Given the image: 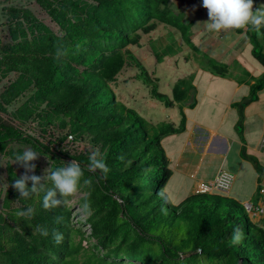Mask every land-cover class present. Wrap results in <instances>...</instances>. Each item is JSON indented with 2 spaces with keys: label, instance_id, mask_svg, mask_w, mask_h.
Listing matches in <instances>:
<instances>
[{
  "label": "trees",
  "instance_id": "obj_1",
  "mask_svg": "<svg viewBox=\"0 0 264 264\" xmlns=\"http://www.w3.org/2000/svg\"><path fill=\"white\" fill-rule=\"evenodd\" d=\"M36 2L58 24L57 31L29 8L9 6L10 37L0 36V154L8 158L7 186L0 191V264H264V228L243 203L216 192L174 202L164 188L171 169L161 140L186 127L183 107L194 73L178 78L172 95L161 92L159 78L129 45H139L162 23L192 46L207 70L228 74L225 63L192 44L191 26L171 0ZM176 50L174 44L160 51L154 47L158 61ZM253 53L264 68L257 42ZM127 67L136 69L133 78L149 87L151 97L167 107L179 105V123L152 122L117 98L115 86ZM263 85L264 71L240 104L256 99ZM29 148L47 158V170L79 163L80 203L87 200L92 210L85 218L88 232L75 225L72 196L45 210L44 191L23 198L12 187L25 174L41 177L45 189L52 187L39 164L23 174L13 163ZM95 149L109 168L106 176L89 171ZM29 207L31 219L16 215ZM37 227L48 235L41 236ZM236 227L244 233L239 245L231 242ZM54 232L63 235L60 244Z\"/></svg>",
  "mask_w": 264,
  "mask_h": 264
},
{
  "label": "crops",
  "instance_id": "obj_2",
  "mask_svg": "<svg viewBox=\"0 0 264 264\" xmlns=\"http://www.w3.org/2000/svg\"><path fill=\"white\" fill-rule=\"evenodd\" d=\"M190 1L200 3L198 12L203 19L197 27L192 10L187 15L181 12L184 21L191 26L192 44L225 63L228 74H213L201 62H195L192 108L200 116H187L184 130L162 138L171 169L164 188L178 202L193 193L212 190L243 204H256L260 198V181L264 180V150L260 147L264 129V85L256 99L245 105L240 102L249 94L250 84L264 71L253 53L256 42L264 51V28L261 35L251 26L230 33L209 32L203 23L208 16L202 0ZM253 4L254 8L264 7V0H253ZM253 160L257 161L259 169ZM221 170L233 175L227 190L215 186V178ZM249 216L264 228V215L253 210Z\"/></svg>",
  "mask_w": 264,
  "mask_h": 264
},
{
  "label": "rangeland",
  "instance_id": "obj_3",
  "mask_svg": "<svg viewBox=\"0 0 264 264\" xmlns=\"http://www.w3.org/2000/svg\"><path fill=\"white\" fill-rule=\"evenodd\" d=\"M171 1L173 3V8L177 12H182L187 15L189 10L193 11L192 18L196 19L195 25L197 27L202 24L203 19H200L198 12L200 6L199 2H192L190 0ZM9 6L27 7L34 13L35 16L43 20L52 29L55 31L59 29L58 24L36 2V0H0V36L4 41L9 40L10 37L9 20L6 9ZM170 44H174L177 50L175 52H167L164 58L161 61H158L154 47L160 51L162 49L165 50L166 46ZM129 46L133 52H135L142 59L149 71L159 78V90L169 95H172V88L176 80L180 77L190 74V72L193 73V70L195 71V62H201L196 58L192 46L184 44L180 35L175 29L170 28L169 26H166L162 23L159 24L154 31L144 34L139 45ZM188 56H190L189 59H187ZM135 70V68L127 67L120 73L115 86L117 98L124 101L130 107L136 109L141 115L152 122L173 120L176 123H179L181 118L179 105L176 104L175 106L167 107L163 102L151 97L149 87L143 81L133 78ZM212 86L213 85L210 84V87ZM202 88L203 87L201 86L200 90ZM212 102L214 101L212 100ZM184 104L185 105L183 108L186 113V122L187 116L189 118H196V116H200L199 114H195L194 108H192V105L188 104L187 101H185ZM18 146L19 145L15 143L11 144V147L13 148ZM7 159L8 158L3 154H0V191L5 189L7 186L5 180V166ZM14 164L21 173H26V169L22 165L18 163ZM33 164H39L42 172H47L48 161L44 156L38 154L37 158L33 160ZM208 192L212 193L214 191L211 190ZM82 195V190L78 188V192L72 196V198L69 200V203L75 213V225H80L85 231L88 232L90 227L88 224H85V217L81 212L80 197ZM170 198L176 202V199H173L172 197ZM1 207L2 203L0 200V208Z\"/></svg>",
  "mask_w": 264,
  "mask_h": 264
},
{
  "label": "clouds",
  "instance_id": "obj_4",
  "mask_svg": "<svg viewBox=\"0 0 264 264\" xmlns=\"http://www.w3.org/2000/svg\"><path fill=\"white\" fill-rule=\"evenodd\" d=\"M202 6L207 10L208 20L203 22L205 28L209 32L214 33H230L234 30L251 29L261 35V29L264 28V7H255L253 0H202ZM71 140L72 137H69ZM38 153L32 149H26L22 154H16L13 163H18L26 169V173L35 170V165L29 162L35 160ZM89 171L99 170L105 176L109 172V168L104 162L103 157L98 149L92 151L89 156ZM47 180L52 182V187L45 189L41 184V177L27 174L16 179L12 187L19 192L20 197L28 198L31 193H39L44 191L42 207L45 210H51L61 205L62 199L74 196L78 192V185L83 177V170L76 161H71L66 166L55 170H47ZM45 178V177H44ZM31 180L32 187L27 186V182ZM86 185L90 184V180H85ZM39 185V187H38ZM59 195V199L57 198ZM82 215L87 218L92 214L90 203L85 200L81 205ZM18 217L31 219L34 215V209L29 207L26 211H17ZM59 217L57 222H59ZM37 231L41 236L48 235L47 229L37 227ZM244 239L243 230L239 227L234 228L231 242L239 245ZM53 240L56 244H60L63 235L59 232L53 233Z\"/></svg>",
  "mask_w": 264,
  "mask_h": 264
},
{
  "label": "built area",
  "instance_id": "obj_5",
  "mask_svg": "<svg viewBox=\"0 0 264 264\" xmlns=\"http://www.w3.org/2000/svg\"><path fill=\"white\" fill-rule=\"evenodd\" d=\"M260 147L264 150V129L260 137ZM232 179L233 175L231 172L227 170H221L215 178V186L219 189L227 190L231 185ZM258 192L260 198L256 204L248 202L244 205L249 213L255 210V212L264 215V180L260 181Z\"/></svg>",
  "mask_w": 264,
  "mask_h": 264
},
{
  "label": "water",
  "instance_id": "obj_6",
  "mask_svg": "<svg viewBox=\"0 0 264 264\" xmlns=\"http://www.w3.org/2000/svg\"><path fill=\"white\" fill-rule=\"evenodd\" d=\"M194 89L191 90L189 99L187 100V103L190 104L194 101Z\"/></svg>",
  "mask_w": 264,
  "mask_h": 264
}]
</instances>
